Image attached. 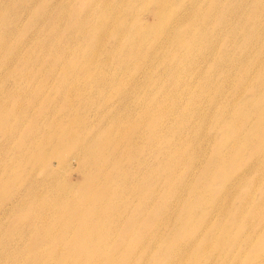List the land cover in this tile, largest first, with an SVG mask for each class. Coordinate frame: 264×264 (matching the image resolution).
Listing matches in <instances>:
<instances>
[{"label": "bare ground", "instance_id": "bare-ground-1", "mask_svg": "<svg viewBox=\"0 0 264 264\" xmlns=\"http://www.w3.org/2000/svg\"><path fill=\"white\" fill-rule=\"evenodd\" d=\"M54 1L57 2L56 0H53L51 1V4L54 5ZM75 1L76 0H74V2ZM89 1L90 0H87V2ZM96 1L100 2V0ZM133 1L139 2L141 0ZM167 1L168 0H148V2H158L160 5H164ZM175 1L178 4H182L183 2V0ZM97 2L95 4H97ZM261 2L263 1L196 0L189 8L187 14L182 13L180 15V10L177 8L174 9L173 7L165 11V19H163L159 25H155L154 27V32L156 34L162 31V34L164 35L163 39L168 40L167 50L164 53H160V58L157 61L158 66H164V70L167 72L165 78L168 77L171 80V83L169 84L164 83L163 80L160 81L163 83H160V86L157 88L163 89L162 93L159 89L162 98L150 105H147L146 103L143 104V114L140 117L141 119H136V123L134 122L133 125H130L132 123L131 121H124L116 115L112 117L108 116L111 120L116 117L115 121H112L114 129L121 128V122H125L126 125H128L127 127H125V125V128L118 129L120 130V133L118 134L113 133V128L111 127V132L110 129L99 132L96 131L89 137H86L79 128L75 127L77 125H73V123L79 125L84 124V120L79 116L76 120L73 118L72 121L65 123L62 127L57 125L60 121L55 122L54 129L50 131L47 130L45 136L39 140L38 147H43L45 150L43 155L36 160V163H34L35 165L42 167L46 166L50 159L53 160L56 149L64 148L79 151L82 155V159L79 158L78 155L69 158L62 157V154L58 159L59 166L67 167L72 161H76L79 168L86 172L89 168L88 163L91 162L96 163V168L99 167L100 164L108 165L110 159L105 155V150L112 147L114 150H120L119 153L116 152L112 155L115 159V164L121 173L116 176L113 174L106 175L105 173H97L95 170L98 174V178L94 184L93 182L89 184V178L86 177L87 174H85L80 185L64 182L59 179L57 180L55 176H50L48 178H52L53 181L48 180L44 185L46 191L51 194L43 197L39 191L42 182H35L32 179V172L30 170L31 186L29 200H25L26 194L22 191L21 193L20 191L18 193L21 196L20 199L13 194H6L1 196L3 199H0V210L4 208L2 205L7 203L6 201H9L8 206L3 209V212H0V226L4 215L9 214L10 217L17 213L27 214L24 220L11 219L10 223L5 225L3 234L0 233V251H3V254L0 256V264H124V262H127L131 257H138L140 264H150V261H146V257L149 253H152V251H156V256H159L160 254L162 255L161 252H163L166 260L170 258L167 264H197L199 263L197 260L199 257L192 258V260L186 263V255L188 254V251H223L227 246L230 251H264V241L261 239H255L254 241L251 234L243 240L244 246L250 247L246 249H244V246L237 248V246L240 245V243H238L239 239H242V232L249 230L254 234L259 232H263L264 234V188L259 194H257V197L254 200H251L249 193L257 188L255 185L252 187L254 184L252 183L250 185V188L252 187V189L250 190L249 188L246 192L247 194L241 195V193L238 195V202L237 200L233 202L228 215V207H218L216 209V204L210 202L208 196L204 195V192L203 195L200 194L201 188L200 192L194 193L195 190L198 189L196 188L198 187L197 184L201 185L206 183L211 186L216 184L219 179L225 180V173L230 171L234 164L240 161L238 155V152L240 151L248 152L249 156L255 159L257 166L254 168L255 170L258 172L264 171L261 163L262 154L260 151L264 148V88L260 91L259 99L246 98L242 101L243 99L240 95L236 94L235 96H232L231 99L227 100L229 103L225 101L222 106L219 105L217 108L218 110L216 111L217 115L213 121H211V119L215 112H209L202 106L201 102L202 100H206V106H211L215 100H213L214 94L210 92H214L215 90V93L224 94L222 93L224 88L221 89V85L228 84L229 82L231 83L232 70L233 68L235 69V67L237 70L236 72L234 71V76L237 77L238 81L248 79L251 73L256 70L254 78L256 84L264 85V60H261V55H259V57L257 56L255 49L243 46V48L238 51V46L235 45L231 49L225 48L219 52L216 50L222 45V38L220 37L219 32L224 27H230L228 32L230 36L236 34L241 27H246L247 33L244 41L246 45H249L255 39L253 35L254 33L258 34L257 38H261L259 32L261 31L264 33V29H262L264 24L261 22L264 20V14L262 13L264 12V3ZM98 5L99 4H97V6ZM239 6H241V11L238 9ZM85 7L86 11L81 10L80 16H83V19L86 21L84 22L82 19L76 20L75 26L78 25L80 28L83 24L88 26L86 37H88L93 45L90 46L93 52L106 40L115 39L117 44L116 48L112 49V53L106 51V53L103 54L106 58H110V54L112 58H116L120 68L124 67L126 61L133 58L137 59L139 62L138 65L132 69L138 71L145 63V59L152 58V53L137 54L138 49L136 45H134L133 39L137 38L140 34V23L133 22V15L131 14L130 9H124V20H118L115 17L113 18L114 10L106 8V4H104L103 7L99 6V12H96L94 15L92 13L94 12V9H92L94 6H92V4L88 3ZM204 9H206V14L200 16V10L203 11ZM46 10L47 1L42 0L38 6V10L34 11L33 16H35L37 20L45 15ZM62 11L64 10L62 9ZM90 14L91 16L89 17ZM2 16L3 14L0 15V18ZM106 19L111 21L109 26L105 23ZM1 20L0 28L2 32L0 33V37L4 38L6 35L5 30L8 19L2 17ZM169 20L171 23L167 26ZM59 24L60 23H58V25ZM132 26H134L133 31L129 30ZM59 27L61 26L59 25ZM231 27L233 28L231 29ZM104 31H109L107 37L103 36ZM77 35L79 34L77 33ZM64 37H66V35ZM6 40L10 41V39L7 38ZM260 42L264 45V36L261 38ZM122 47L123 49L119 50ZM58 49L60 50V48ZM78 49L77 51H79ZM261 50L262 48L258 50V52L262 54L263 51L261 52ZM21 51L22 50H20V52ZM65 52L66 51H64V53ZM121 52L123 53L121 54ZM181 52H183V57ZM10 53L12 54L14 52ZM89 54L91 53L89 52ZM16 55H18V53ZM19 56H21V54H19ZM249 57H254V60L247 65L244 61L248 60ZM171 58L172 61L169 63L168 61ZM60 59L61 56H59V60ZM106 60L104 63L96 62L103 67V72L108 69V67L105 66ZM95 61L90 63L88 61L89 65L86 62L82 71L86 74H91L92 67L96 65ZM79 63L81 62L76 60L73 61L72 59L66 60L64 62V72L68 73L72 70L75 71ZM201 63H206L207 69L201 70V68H199ZM153 66H156V64L152 63V68ZM8 67L10 66L6 65L4 68L6 69ZM197 68L200 69L198 75H201L202 77V84L196 88L193 87L191 83L186 82V87L191 91V100L183 102L182 97L180 96L183 94L180 90L179 92L176 91V88L180 83L187 81L188 76L192 75ZM47 71L50 72L49 75L53 76L54 69H49ZM9 72H11L10 69ZM29 78L30 77L27 79ZM120 83L121 81L119 84ZM114 84H116L115 80ZM204 87L210 92H206V90L203 89ZM141 90L142 89H138L139 92ZM192 90H195V93H193ZM30 91L32 92V90ZM117 101H119V99H117ZM5 103L7 104V102ZM19 104L21 103L19 102ZM131 104L133 105V103ZM228 105L230 109H228ZM124 109L128 115L135 112L126 104H124ZM235 112H238V116L235 115ZM113 113L110 115H113ZM53 116L55 115L53 114ZM191 116H195L198 121L191 122ZM117 117L119 121L117 120ZM224 118H226L230 124L231 135L226 136L218 143V152H216L215 155L210 156V160L202 166L203 172L201 176L197 178L190 187H188L190 193H193L195 197L197 196L202 199L201 203H199L200 200L198 199L195 202H192L191 200V202L187 204L184 203L182 214L180 216V220H184L183 223L176 228L174 233H169L163 237L159 233V228L163 225L161 222L162 218H160L161 211L158 218H156L159 199H161L158 197V188L163 184V181L159 178L156 172L159 167L158 165L154 167L153 163V167L148 170L146 165L149 159L145 156V158L142 159L140 155L136 154V152H143L146 154V152H148L146 151L148 143L153 145L156 142V136L158 134L161 137L165 131H170L173 134L171 136V141L168 143L163 141L162 150L159 151L152 148L150 149V153H148L151 158L157 159V157H159V162L163 163V166L167 169L168 173H170V176L177 172L178 166L182 163L185 164V170L189 171L191 167L197 165L200 161V150L197 149L198 147L196 148L195 143H197L196 145L200 143V139L204 135V127ZM251 122L255 123V132L249 131V133H247L245 126ZM1 133L4 134L3 130ZM206 135H208V133ZM191 138L193 144L189 148L190 143H188V141L191 142ZM196 138L197 140L195 141ZM99 140L102 141L100 142ZM47 146L51 149L50 153L46 149ZM131 146H133L134 153L130 152ZM192 148L193 151L191 152ZM189 152L191 154L190 157L188 155ZM120 155L126 157V159L134 165H130L129 167L123 165ZM99 157L100 160L97 161ZM187 157L189 158L188 161H186ZM141 165H143V170L144 167H146V170L143 171ZM116 178L120 179L116 181ZM105 180L109 181V185L105 190L103 197L97 200V208L90 211H84L85 208L80 209V204L89 200V187L92 186V190L97 191L104 185ZM121 180V185L125 188L129 187V189L132 186L135 188L137 185L143 183L145 188L142 196L139 197L136 202L139 203L138 206L137 204L135 205V202L133 203L130 198L126 199V195L132 197L130 191H125L126 194L114 192L108 195L106 193H109L108 188L117 185L116 183ZM228 180L229 178L226 179V182H228ZM183 185H185L184 181L170 177L169 186L166 190L167 196L170 198L174 197ZM222 188L224 190L223 185ZM202 189H204V187H202ZM55 191H60V193H56ZM222 192L223 194L220 193L217 196L220 198V200L218 199L219 202L226 198L227 192L225 190ZM108 199L110 201H107ZM150 200L151 202L148 204V201ZM231 201L232 197H229V202ZM132 205H135L136 208L138 207L140 212L143 213L144 229H146V235L144 233V236H142L143 251H127V249L126 251H119L120 248L123 247L122 243H124V239L120 244L113 242L112 239L118 240L121 234H123L121 237L124 238L125 236H128L131 231L136 230L132 226L130 229L122 228V224L128 216L127 213L132 211ZM196 205L197 209L195 210ZM198 207H200L201 210ZM213 207V212L216 216L218 215L217 218L212 222L203 225L209 216L210 209ZM163 209H166V207H163ZM110 211L113 212H111V215ZM140 220L141 218L139 221ZM39 223H41L40 228H38ZM1 228L3 227H0V229ZM240 228H243V231H240ZM29 232L30 235L28 234ZM197 233H199V235ZM215 233L218 234L217 237L214 236ZM176 238L179 239L176 240ZM186 238H188V240ZM26 240H28V243ZM109 242H112V244ZM126 244L127 243H125V245ZM109 247L112 251H107ZM161 255L159 257H161ZM66 257H71L70 261H66ZM259 257L261 258V255H259ZM211 258L212 261L217 259L214 257ZM220 260L221 259H219V261ZM252 264H264V262H262V260L258 261L257 259L256 261L254 260Z\"/></svg>", "mask_w": 264, "mask_h": 264}, {"label": "rangeland", "instance_id": "rangeland-1", "mask_svg": "<svg viewBox=\"0 0 264 264\" xmlns=\"http://www.w3.org/2000/svg\"><path fill=\"white\" fill-rule=\"evenodd\" d=\"M41 1L42 0H0V13L2 12V17L8 19L5 30L7 37L6 35L4 38L0 37V55L2 54L0 56V69L2 71H0V199H3L1 196H4L6 194L16 195L18 199H20L21 196L18 193L19 191L20 193L22 191L26 194L25 200H29L31 186L30 170L32 172V179L35 182H42V186L39 188V191L41 192V195L43 197L51 194L46 191V187L44 185V183H46L48 180L53 181L52 178H48L50 176H55L57 180L59 179L64 182L80 185L85 174H87L86 177L89 178V184H91L92 182L94 184V182L98 178L97 173H105L106 175L113 174L115 176L121 173V171L117 168L115 159L112 155L116 152L119 153L120 150H114V148L112 147L105 150V155L110 159L108 165L100 164L99 167L96 168V163L91 162L88 163L89 168L86 172H84L83 169L79 168L76 161H72L71 164L67 167L59 166L58 159L62 154V157L71 158L78 155V157L82 159V155L79 151L68 150L64 148H57L53 160L50 159L46 166L42 167L35 165L34 163H36V160L43 155V152L45 150V148L43 147H38L39 140L45 136L47 130L50 131L54 129L55 122L60 121L59 123H57V125L62 127L65 123L72 121L73 118L74 120H76V118L79 116L84 120V124L79 125L77 123H73V125H77L75 127L79 128L83 132V135L86 137H89L93 132L109 130L111 127L113 128L112 121L114 122L116 117H114L115 119L111 120L108 116L112 117L116 115L124 121L129 120L132 122L130 125H133L134 122L136 123V119L140 118L143 114V104L146 103L147 105H150L151 103L162 98L160 90L162 93L163 89L157 88L158 86H160V83H171L170 78H165L167 72L166 70H164V66L160 67L157 63L160 58V53H164L167 50L168 40L163 39L164 35L162 34V31L156 34L154 32V27L155 25H159L162 20L165 19L164 13L166 10H169L173 7L174 9L177 8L178 10H180V15L182 13L187 14L189 12V8L194 4L196 0H183L182 4H178L175 0H168L164 5H160L158 4V2H148V0H141L139 2H134L133 0H100V2H97L96 0H90L89 2H87V0H76L75 2L74 0H56L58 3L54 1L55 4L53 5L51 4V1L53 0H46L47 14L45 13V15L47 16H43L45 19L43 17L39 18L40 20L42 19L40 21L39 19L36 20V17L33 15L34 11L38 10V6ZM262 1L263 2L261 3H264V0ZM96 2L97 4H99L98 6L97 4H95ZM88 3L94 6L92 8L94 9V12H92L93 15L96 12H99V6L103 7L104 4H106V8H111L114 10L113 18L115 17L118 20H124V9H130L131 14L133 15V22L140 23V34L137 38L133 39L134 45H136L138 49L137 54L140 55L152 53V58L145 59V63L143 62L144 64L140 70L134 71L132 69L138 65L139 61L137 59L131 58V60L126 61L124 67L120 68L117 63V59L112 58L111 54L110 58L104 57L103 53H106V51H110V53H112V49L116 48L117 44L115 39L106 40L103 43L104 45L101 44L93 52V50L90 48V46L93 45L91 41H89L88 37H86L88 26L86 24H83L82 27L84 28H80L78 27V25H76L77 27L75 26L76 20H84L83 16H80V12L81 10L86 11L85 6ZM62 9L64 11H62ZM238 9L239 11H241V6H239ZM262 13L264 14V12ZM205 14L206 9H204L203 11L200 10V16H203ZM90 16L91 14L89 15V17ZM1 18L0 26L2 22ZM85 21L86 20H84V22ZM57 22L60 23L59 25L61 27H59ZM261 22L264 24V20H262ZM105 23L109 26L111 21H109V19H106ZM170 23L171 21L169 20L167 26H169ZM232 28L233 27H231V29ZM229 29L230 27H224L219 32V35L222 38V45L220 48L216 49L218 52L222 51V49L224 50L225 48L231 49L235 45L238 46V51L243 48V46L251 47L250 49H255L257 52V56L259 57V55H261V60H264V45L260 42L261 38L264 36L263 32H259L261 38H257L258 34L254 33L253 35L255 39L249 45H246L244 42L247 33L246 27H241L240 29H238L237 33L233 34L232 36L228 34ZM262 29H264V27H262ZM129 30L133 31L134 26H132ZM1 32L2 30L0 28V33ZM77 33L79 35H77ZM65 35L66 37H64ZM108 35L109 31L103 32L104 37H107ZM6 38L10 39V41L6 40ZM61 40L64 42V45ZM43 47L45 48V51ZM19 48L20 50H22L21 52ZM58 48H60V50ZM261 48V52L263 51L262 54L258 52V50H260ZM77 49L79 51H77ZM121 49H123V47L119 50ZM15 51L18 53V55H16L17 53ZM64 51L66 52L64 53ZM88 51L91 54H89ZM10 52L14 53L11 54ZM122 53L123 52H121V54ZM19 54H21V56H19ZM181 54L183 57V52H181ZM97 55L102 57H98ZM59 56H61L60 60ZM13 59L15 60V62ZM65 59H72L73 61L76 60L78 62L80 61L81 63L77 65L75 71L72 70L68 73H65ZM11 60L14 63H12ZM105 60L106 65H104L108 67V69L103 72V67L97 63H104ZM253 60L254 57H249L248 60L244 62L248 65ZM88 61L89 63L92 61H95V63L97 62L96 65L92 67L91 74H86L84 73V71H82V68H84L83 66L86 64V62L88 63ZM171 61L172 58L168 62L171 63ZM152 63L156 64V66H153V68ZM5 64L7 66H10L6 68L7 71L4 68L6 66ZM33 68L35 69V71ZM199 68H201V70H205L207 69V64L201 63ZM199 68H197L192 75L188 76L187 81L180 83L176 88V91L179 92L180 90L182 92L183 95L180 96L182 97L183 102L191 100V91H189V89L186 87V82L191 83L193 87L196 88L202 84V77L201 75H198V72L200 70ZM9 69L11 72H9ZM49 69H54L53 76L49 75L50 72L47 71ZM236 70V67L232 70L231 83L229 82L228 84L221 85V89L224 88V91L222 92L224 94L215 93V90L214 92H210L208 89H205V87L203 88L206 90V92L214 94L213 100H215V102L211 106H206V100L201 101L202 106L205 107L209 112H215L211 121L215 119L217 115L216 111L218 110L217 108L219 107V105L222 106L225 101L231 99L232 96H235L236 94L242 97V101H244L246 98H260V91L262 90V88H264V85L256 84V81L254 79L256 70L251 73L248 79H244L243 81H238L237 77L234 76V71L236 72ZM28 77H30L31 79H27ZM114 80L116 84H114ZM161 80H163V82H160ZM120 81L121 83L119 84ZM28 88L32 90V92ZM138 89L142 90L139 92ZM24 91H26L27 94L29 93L30 95H27ZM192 91L193 93H195V90ZM117 99H119V101H117ZM4 101L7 102V104ZM19 102L21 104H19ZM131 103H133V105ZM227 103L229 102L227 101ZM124 104L131 107L132 111L135 112L128 115V113H126L124 109ZM228 109H230L229 105ZM112 113L113 115H110ZM53 114L55 116H53ZM235 115L238 116V112H235ZM118 117L117 120L119 121ZM190 121L197 122L198 119L195 116H191ZM219 121L215 123L213 122V124H209L207 126L204 125V135L203 137H201L200 143L198 145H196L197 143H195L196 148L198 147L197 149L200 150V161L197 165L191 167L189 171L185 170V164L182 163L178 166L177 172L174 175L170 176V173H168L167 169L163 166V163L159 162V157H157V159L150 157V149L154 148L155 150L157 149L160 151L163 149V141H165L166 143L171 141V136L173 134L170 131H165V133L161 137L158 134L156 136V142L153 145L148 143V148L146 149V151H148L149 153L146 152L145 154L143 152H136V154L140 155L142 159L145 157L149 159L146 165L148 170L153 167V163L154 167H156L157 165L159 167L156 172L159 178L163 181V184L160 188H158V197H160L161 199H159L156 218H158L161 211L160 218H162L161 222L163 225L160 226L159 233L163 237H165L169 233H174L176 228L183 223L184 220H180V216L182 214L184 203L187 204L191 202V200L192 202H195L197 201V199L200 200L199 203H201L202 201V199L198 198L197 196L195 197L193 193H190L188 187H190V185H192L193 182L201 176L203 172L202 166L210 160V156H213L216 152H218V143L222 141L226 136L231 135V127L227 119L224 118ZM125 125V122H121L120 127L125 128L128 126ZM255 127V123L251 122L245 126V130L247 131V133H249V131H254ZM121 128H113V131L110 129V132L112 131L113 133L118 134L120 133V130L118 129ZM2 130L4 134L1 133ZM207 133L208 135H206ZM196 140L197 138L195 139V141ZM99 141L101 142L102 140ZM188 143H190V148L193 144L192 138L191 142L188 141ZM46 149L50 153L51 149L49 148V146H47ZM192 151L193 148L191 152ZM260 151L262 154L261 163L264 169V148ZM130 152L134 153L133 146H131ZM188 155L190 157V152L188 153ZM238 155L240 157V161L234 164L233 168L230 171L225 173L226 179L229 178L228 182H226V179H219L216 184L211 186L206 183L201 184L202 186L200 184H197L198 187L196 188L198 189L195 188L196 190L194 192H200L201 188L202 193L200 192V194L203 195L204 192V195L208 196V200L216 204V209L218 207L221 208L227 206V215L230 213L233 202L235 200H237L238 202V195L241 193V195L247 194L246 192L249 190L252 183H254L252 187L255 185L257 188L253 189L252 192L249 191V197L251 200H254L257 197V194H259L260 191L264 188V171L258 172L254 169L255 167H257L255 159L251 158L246 151H240L238 152ZM120 157L122 164L126 167L134 165L130 163L126 159V157H122L121 155ZM188 159L189 158L187 157L186 161H188ZM99 160L100 157L97 159V161ZM46 167L49 171L46 169ZM146 167H144V170H146ZM141 169L143 170V165H141ZM95 170L97 171V173ZM170 177H174L175 179H179L185 182V185H183L180 190L177 191L175 196L171 198L166 194ZM119 179L120 178H116V181H118ZM116 184L117 185H113L112 187L108 188L109 193H106L108 195L114 192L126 194L127 191H130L132 197L126 195V199L130 198V200H132L133 203L135 202V205L137 204L138 206L139 203L136 202L139 197L142 196L145 188L143 183L137 185L135 187L136 189L134 188V186L130 187V189L129 187L125 188L121 185L122 180L117 182ZM108 185L109 181L105 180L104 185L101 186V188L97 191H93L92 186H90L88 196L89 200H86L84 203L80 204V209L85 208L84 211H90L97 208V200L103 197V194L105 193ZM222 185L227 193L226 198L219 202L218 199L220 200V198H218L217 196L220 193L223 194L222 191L224 190L222 188ZM202 187H204V189H202ZM252 187L250 188V190L252 189ZM55 192L60 193V191ZM229 197H232L231 202H229ZM107 201L110 200L108 199ZM6 202L7 203H4V206L2 205V207L5 208L8 206L9 201ZM150 202L151 200L148 201V204H150ZM135 205H132V211L127 213L128 216L124 220L122 228L130 229L132 226L136 230L131 231L129 235L125 236L124 238L121 237L123 236V234H121L118 240L116 239L117 241L112 239L113 242L119 244L122 243L121 241H123L124 239V243H122L123 249L120 248L119 251H126V249L127 251H143L142 236H144L146 229H144L145 225L142 217L143 213H141L140 209L138 207L136 208ZM161 205L163 207H166V209H163ZM198 208L201 210L200 207ZM3 209H1L2 211L0 210V212H3ZM196 209L197 205L195 207V210ZM213 210L214 207L210 209L209 216L207 217V220L205 223H203V225H206L217 218L218 215L216 216ZM112 211H110V215ZM26 216V213H17L10 217L9 214L4 215L1 220L2 224L0 227L3 228L0 229V233L3 234L5 225L9 224L11 219L24 220ZM140 218L141 220L139 221ZM40 227L41 223H39L38 228ZM240 231H243V228H240ZM242 233V239H239L238 243H240V245L237 246V248H241L244 246L243 240L246 239L247 236H250V234L252 235L254 241L255 239H261L264 241L263 232L254 234L252 231L248 230ZM28 234L30 235V232ZM197 234L199 235V233ZM214 236L217 237L218 234L215 233ZM178 239L179 238H176V240ZM186 239L188 240V238ZM26 242L28 243V240H26ZM109 243L112 244V242ZM125 243L127 244L125 245ZM248 247L250 246H244V249ZM109 250L112 251L110 247L107 251ZM191 252L192 251H188V254L186 255V263L192 260V258L198 257L199 258L197 260L199 263L197 264H252L253 261H256L257 259L258 261L262 260V262H264V251H230L228 246L223 251ZM161 253L163 257L160 252L159 254L161 255V257H159L160 255L156 256V251H152V253H149L146 257V261H150V264H160L161 262V264H167L170 258L166 260L163 252ZM2 254L3 251H0V256ZM259 255H261V258L259 257ZM211 257L217 258L216 260L218 261H212ZM70 259L71 257H66V261H70ZM219 259L221 260L219 261ZM124 264H140V261L138 257H131L127 262H124Z\"/></svg>", "mask_w": 264, "mask_h": 264}]
</instances>
